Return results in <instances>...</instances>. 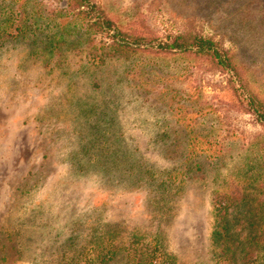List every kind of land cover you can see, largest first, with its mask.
I'll return each mask as SVG.
<instances>
[{
  "label": "rangeland",
  "instance_id": "rangeland-1",
  "mask_svg": "<svg viewBox=\"0 0 264 264\" xmlns=\"http://www.w3.org/2000/svg\"><path fill=\"white\" fill-rule=\"evenodd\" d=\"M15 1L40 22L0 41V264H86L109 239H154L174 264H221L211 244L219 195L234 193L238 243L246 208L264 223V125L230 93L232 73L119 48L62 0ZM92 1L130 35L211 39L239 68L242 98L264 102V0Z\"/></svg>",
  "mask_w": 264,
  "mask_h": 264
},
{
  "label": "trees",
  "instance_id": "trees-1",
  "mask_svg": "<svg viewBox=\"0 0 264 264\" xmlns=\"http://www.w3.org/2000/svg\"><path fill=\"white\" fill-rule=\"evenodd\" d=\"M62 1L66 15L73 16L76 20L85 24L89 34H107L112 39V43L119 48L132 51L142 50L154 54L195 56L206 62L212 69H217L221 72H231L232 75L227 83L230 93L244 110L256 114L258 121L264 125V102L250 90L248 92L249 97L242 98L239 92L241 91L240 89L245 90L246 85L241 72L236 64L233 63L229 51L219 46L216 42L192 33L169 36L165 41H158V38L154 36L130 35L117 27L92 0ZM0 3L4 5V8L0 9H6L7 12L4 13L5 11H3L4 19L0 21V41H7L8 38L23 39L29 32L31 26L28 25L29 22L33 20V23L36 24L40 22L39 18L37 19L25 11L28 2L20 6H17V1L15 0H10L6 6V0ZM8 24L9 26L6 27ZM9 28L12 29V32L8 31ZM61 39L62 35L56 33L53 38L47 40L45 48H49L51 52H54V50L59 48ZM141 45L148 47L141 48ZM236 79L240 83V87H236ZM199 145L200 142L198 140L190 141L187 144L188 155L192 158H197L199 156V153H197ZM188 161H186V168L189 172L192 167L190 161ZM233 196L234 193L232 195H219L213 205L214 225L211 233V244L216 249L214 254L216 255V262L221 264H264L263 218L255 215L256 210L253 207L246 208L249 217L246 218L241 226H243L244 230H247V233L242 237L241 242L239 241L238 243L239 234L236 233L233 227L234 218H230V213L228 212L229 205H233L235 202L233 201L235 200ZM241 203H243L242 199ZM133 243H135L134 246L124 248L113 245L112 240L110 243L109 239V244H107L105 249L86 264H109L120 254L126 260L125 264H174L173 258L162 253L159 244L154 239H149L147 242H139L137 239L131 244Z\"/></svg>",
  "mask_w": 264,
  "mask_h": 264
}]
</instances>
